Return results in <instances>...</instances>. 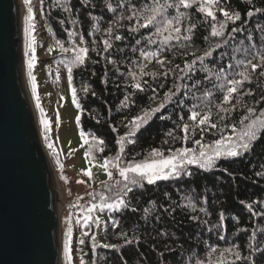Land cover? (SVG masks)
<instances>
[{
    "label": "trees",
    "instance_id": "16d2710c",
    "mask_svg": "<svg viewBox=\"0 0 264 264\" xmlns=\"http://www.w3.org/2000/svg\"><path fill=\"white\" fill-rule=\"evenodd\" d=\"M154 4L177 6L165 8L164 15L181 17L178 24L174 21V26L181 28L180 40L165 42L163 35L169 33L154 36L156 25L141 26L144 15L151 14L146 6ZM219 6L241 16L239 21L228 22L223 37L211 35L213 20L198 11L199 0L187 8L179 5V0H41L43 33L53 41L56 50L53 58L60 68L66 71L72 68L68 73L77 89L79 124L83 132L93 135L89 145L92 153L121 167L148 159L156 148L167 157L171 154L169 149L192 148L194 140L210 144L221 134L235 136L243 126L233 130L231 125L247 114L245 106L264 108V75H261L264 68L249 69L250 79L230 102H224L226 93L214 87L221 81L215 76L206 80L208 73L203 70L207 68L215 73L224 68L229 78H233L234 73L244 70L238 66L239 62L246 63L255 53L264 54V0H219ZM133 11L137 15L129 20L127 17ZM215 13V26L219 28L225 18L216 5ZM193 24L196 27L189 33L187 29ZM233 28L242 30L233 33ZM185 35L191 39L184 40ZM148 37L156 43H148ZM105 40L112 45L107 50ZM60 44L69 50L62 51ZM216 44L221 46L216 48ZM74 46L89 49L83 64L72 63L76 57ZM141 50H159V56L146 59L141 56ZM208 50H213L212 55L197 61L193 65L195 71H183L185 62L191 63ZM161 59L165 61L163 66L158 62ZM253 63H258V59ZM130 73L135 74V80ZM136 82L141 83L143 90L135 87ZM85 88L87 92L83 91ZM170 90L175 95L165 100ZM209 91L212 95L205 97ZM126 96L130 99L124 107ZM161 103L164 107L159 108ZM194 104L202 115L210 110V123H216L219 128L203 134L199 129L190 130V138L185 141L181 139L183 124L197 123L190 116ZM218 104L227 108L236 105L226 114L223 124L229 125L227 128L218 118ZM151 108L158 111L128 136L132 128L129 121ZM203 127L207 129L209 125ZM170 131L176 139L167 135ZM122 136L125 137L123 152L118 143ZM101 140L103 144L99 143ZM187 167L192 172L190 177H172L154 184L143 181L142 187L136 186L129 193V207L121 210L99 208V197L112 196L110 188L117 187L111 179L92 189L82 206L86 209L96 203V210L106 213V221L102 226L94 210L91 215L98 220L85 222L83 211L80 221L89 228L81 244L83 264H264V135L248 152L238 157H222L215 168ZM111 169L114 167L110 165L108 170ZM118 181L123 182V177ZM190 204L195 205L196 211ZM165 208L169 210L165 212ZM200 208L205 211L200 212ZM144 209H149L147 216ZM193 215L199 220L193 221L190 218ZM120 232H127L129 239H139L125 245ZM228 248L232 251L225 252ZM221 253H224L222 260Z\"/></svg>",
    "mask_w": 264,
    "mask_h": 264
},
{
    "label": "snow or ice",
    "instance_id": "6c2138e0",
    "mask_svg": "<svg viewBox=\"0 0 264 264\" xmlns=\"http://www.w3.org/2000/svg\"><path fill=\"white\" fill-rule=\"evenodd\" d=\"M25 4H30L31 0H24ZM197 3V0H179V5L184 6L185 8L191 7L192 4ZM213 5H216L219 7V11L223 14V17L225 18L222 23H220L219 28L215 26L216 23V13L213 10ZM167 7H177L176 5H160V4H154V5H148L146 6V11L150 12V15H144V23L141 25L142 27H148L149 25H156L155 32L152 34L154 36H161L163 33H169L168 35H163V40L165 42L170 40H180L181 39V28L178 26H174V21L178 24L181 17L176 16L172 18H167L164 15V10ZM198 11L200 13L206 14L207 17L212 18L213 20V26L211 28V35L214 37H223L225 35L224 29L227 27V24L229 21H239L241 19V16L239 13H230L227 9L224 7L219 6V0H199V8ZM256 11H262L261 9H256ZM28 15L26 16V27L24 31L28 33V35L31 37L32 33L35 30V25L33 23L34 20V14L33 9L31 7H28L27 9ZM249 15L252 13L249 12ZM137 13L135 11L132 12V15L128 16L127 18L129 20H132L134 17H136ZM159 17V22L157 23V18ZM137 23L139 24L140 21L137 19ZM196 26L193 24L191 25L187 31L189 33H192L193 29ZM242 29L233 28L231 31L237 32ZM111 32V29L108 30ZM172 33H175L173 35ZM116 39H120L119 36L116 37ZM148 43H156L155 40H153L151 37H148ZM184 40H190V35H185L183 37ZM32 42H34V38H32V41H30L28 48L30 52H35V48L32 47ZM137 44L140 43V41H136ZM223 43H227V41H223ZM105 50L108 48H111L112 45L109 43L108 40L104 41ZM183 46V45H182ZM221 45L216 44L215 47L219 48ZM60 47L62 51L67 52L69 49L64 48L63 44H60ZM72 51L76 53L75 60L72 61L73 64H83L85 61V57L87 56V53L89 49L87 47H81L76 48L75 46L72 48ZM213 50H208L203 53L202 56L196 57L195 60H193L191 63L185 62V69L183 71L185 72H192L196 69L193 67V65L196 64L197 61H203L205 57L211 56ZM141 56L145 57L146 59H155L159 56V50L157 51H144L141 50ZM258 63H253V60H257ZM35 62L34 57H29L28 60V69H29V76L32 79L33 82V90L35 91V77L32 76L31 69L33 68ZM158 62L161 64V66L164 65L165 61L163 59L158 60ZM238 66L243 68V71H238L233 74V78H229V74L225 72L224 68H220L218 72H211L207 68H203L205 72L208 73L207 76H205L206 80H210L212 76H215V79L217 81H221L219 84H215L214 87L223 90L226 94L223 96L224 102H230L234 94L238 93L239 90L243 87L244 82L250 79V72L248 71L251 69L252 71H255L258 68H264V54L255 53L253 54L251 59H248L247 62H239ZM179 67V66H177ZM232 65H228V68H231ZM69 73H71L72 68L69 67L68 69ZM168 73L165 72L164 75L166 76ZM132 78L135 80V74L130 73ZM261 75H264V72L261 73ZM236 76H239L240 78H235ZM135 87L138 90H143L141 83L136 82ZM83 91L87 92L88 89H83ZM71 94L73 97V102L76 104L77 108L80 107L79 101L77 99V89L75 87H72ZM95 95V93H92ZM175 95V93L170 92L165 94V100H170L171 97ZM212 93L206 92L205 97L211 96ZM247 95V93L245 94ZM37 103L39 104V97L37 96ZM130 98L125 97V102H122L124 107H127L128 104L126 101H128ZM262 100H264V97H262ZM257 103H260V101H257ZM164 107V104L161 103L159 105V108ZM216 107L219 109V112L217 113L218 118L221 121V124H223L226 114L233 111L236 107L235 104L232 105L231 108L224 107L223 104H218ZM197 105H192V111L190 113L191 121L197 122L195 124H189L185 123L182 126V131L184 133V136L181 138L182 140H188L190 137L188 133L190 130L192 132H195L197 129L200 130L201 134H203L204 131H211L212 129H218L219 126L216 123H210L211 119V111L209 110L205 114H201V112L196 110ZM246 115H243L238 123L232 124L231 128L235 130L236 128L243 126L242 129L239 131L238 134L233 136L232 134H229L227 136H224L221 134L219 139L214 140L210 144H204L202 143V140H194V144L199 146V151H197L194 148H187L182 147L180 149L172 150L169 149V152L171 153L167 157L164 156L163 152L156 148L152 149L150 156L148 159H145L140 162H129L126 164V166L121 167L119 163L113 164L109 160H105V163L102 165V167L105 168V170L108 169V167L111 165L112 167L116 168L119 172V175L123 177V182L116 181L117 187L115 189H111L110 191L113 192L112 196L105 197L104 195H101L99 197L101 203L99 204V208H107L110 210H121L129 207V200L128 196L129 193L133 191V188L136 186H143L142 182L147 181L149 184H154L156 181L159 180H167L172 177H181V176H191L192 172L188 169V165H197L200 169H212L217 166V162L222 157H238L242 153L248 152L250 149H252L255 146V143L260 139L262 135H264V108L257 109L252 106H245ZM158 111V108H151V109H145L142 112V115H138L134 117L131 121H129V124H131L132 128H130L129 132L127 133L128 136H132L134 133L132 129L139 130L149 119L152 115H154ZM41 112L43 110L41 109ZM44 128L46 133L51 128V121L48 119H44L43 121ZM209 125L207 129H205L203 126ZM225 128L229 127L227 124H223ZM170 138L176 139L174 136V132L170 131L167 134ZM81 137L84 139V143H88V139L85 136L83 132H81ZM47 139V136L45 137ZM95 139V138H94ZM133 142L134 141H130ZM100 144H103L104 142L101 140L99 141ZM119 146L121 152L124 150V144H125V137H120L119 140ZM167 143V141H165ZM49 148L53 147L52 143L48 144ZM103 149L101 148V151ZM152 157H155L154 159ZM120 157L117 156L115 160H119ZM222 171H227V169H222ZM87 175L91 176L92 172L91 170L87 171ZM107 175L109 177L113 176L112 171H107ZM258 175H261L258 173ZM111 200V203L108 201ZM153 205H155V202H151ZM193 211H196V207L194 204L189 205ZM98 205L96 203H92L90 207L87 209H82V211L86 212V215L84 216L85 222L87 221H93L94 223L98 218H93L91 215L94 210H96ZM251 207V205H249ZM135 210V209H133ZM155 211V207L152 209ZM169 209L165 208L164 211L167 212ZM174 210V209H173ZM200 212H204V208L199 209ZM145 216L148 215L149 209H144ZM193 221H198V216H191L190 217ZM221 219H223V213H221ZM207 223V221H205ZM68 235V234H66ZM119 236L123 238L124 244H132L134 242H137L139 238L133 237L132 239H129L127 232H120ZM94 239V238H93ZM79 243L83 244L84 240L81 239ZM70 237L68 240L65 241L64 249H65V255L70 259V256L68 255L70 252ZM104 247H117V245H104ZM213 252L216 251V249H212ZM225 252H231L232 249L228 248L224 250ZM237 258L239 259V253L236 254ZM224 258V253H221V260ZM249 260L252 259L251 256L248 257ZM197 264H203V262H197ZM220 264V262H218Z\"/></svg>",
    "mask_w": 264,
    "mask_h": 264
},
{
    "label": "water",
    "instance_id": "95a60500",
    "mask_svg": "<svg viewBox=\"0 0 264 264\" xmlns=\"http://www.w3.org/2000/svg\"><path fill=\"white\" fill-rule=\"evenodd\" d=\"M22 66L19 0H0V264H60L51 167Z\"/></svg>",
    "mask_w": 264,
    "mask_h": 264
},
{
    "label": "rangeland",
    "instance_id": "374dc122",
    "mask_svg": "<svg viewBox=\"0 0 264 264\" xmlns=\"http://www.w3.org/2000/svg\"><path fill=\"white\" fill-rule=\"evenodd\" d=\"M21 3V37H22V74L25 81L33 110L35 122L39 133L41 145L46 152L51 167L52 179L55 177L61 199L58 198L57 208L60 228L61 258L60 264H83L81 243L83 236L88 232V225L83 224V204L87 202L88 194L97 186L109 181L115 183L120 178L116 168L105 170L102 165L105 159L92 153L89 149L92 134L81 130L79 118L80 107L77 108L73 102L71 89L73 87L68 71L61 69L58 61L53 58L56 50L51 37L43 33L41 25V0H31L30 4ZM33 9L35 30L30 37L24 31L26 27L27 9ZM215 11V5L212 6ZM35 52H30L28 45L30 41ZM34 57L35 62L31 69L32 76L35 77V91L33 82L29 76L28 60ZM39 97V104L37 103ZM41 109L43 112H41ZM51 121V128L46 133L43 120ZM81 132L85 134L88 143H84ZM47 136V139L45 138ZM53 147L49 148L48 144ZM192 148L199 151V146ZM91 170L92 175H87ZM107 171H112L113 176L109 177ZM116 185V184H115ZM117 186V185H116ZM88 208V207H87ZM86 208V209H87ZM102 222L106 221V213L100 209L95 210ZM68 234V235H66ZM70 237V259L65 255V241Z\"/></svg>",
    "mask_w": 264,
    "mask_h": 264
},
{
    "label": "bare ground",
    "instance_id": "6f19581e",
    "mask_svg": "<svg viewBox=\"0 0 264 264\" xmlns=\"http://www.w3.org/2000/svg\"><path fill=\"white\" fill-rule=\"evenodd\" d=\"M19 6H20V10H22V7H21V3H20V1H19ZM22 81H23V83H25V81H24V77H23V74H22ZM50 165V164H49ZM54 178V180L52 179V183H53V186H54V189L56 188L57 190H58V187H57V181H56V179H55V177H53ZM59 191V190H58ZM58 198L59 199H61V195H60V192H57L56 193V203H57V208L59 207V205H58Z\"/></svg>",
    "mask_w": 264,
    "mask_h": 264
}]
</instances>
